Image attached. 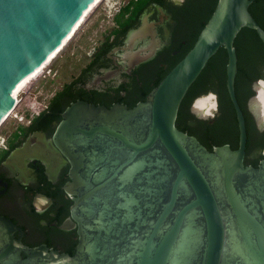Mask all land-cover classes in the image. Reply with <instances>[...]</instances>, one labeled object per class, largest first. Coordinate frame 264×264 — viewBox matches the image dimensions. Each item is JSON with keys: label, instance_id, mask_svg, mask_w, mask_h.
Masks as SVG:
<instances>
[{"label": "water", "instance_id": "1", "mask_svg": "<svg viewBox=\"0 0 264 264\" xmlns=\"http://www.w3.org/2000/svg\"><path fill=\"white\" fill-rule=\"evenodd\" d=\"M97 0H0V128L14 93L63 46ZM255 0H218L193 47L133 108L72 102L54 143L70 163L65 189L78 225L74 256L30 248L0 216V264H264V160L244 165L246 121L236 97L235 40L264 29ZM143 29L127 36L131 43ZM227 52L226 88L239 128L236 150L209 151L176 126L209 61ZM153 54L150 51L140 60Z\"/></svg>", "mask_w": 264, "mask_h": 264}, {"label": "flooded vegetation", "instance_id": "2", "mask_svg": "<svg viewBox=\"0 0 264 264\" xmlns=\"http://www.w3.org/2000/svg\"><path fill=\"white\" fill-rule=\"evenodd\" d=\"M213 1L145 0L137 16L135 11L122 16L131 2L125 1L112 26L98 34L81 60L79 73L67 83L73 84L68 98L107 108L115 104L133 108L145 101L154 88L148 90L160 83L196 42ZM255 1L250 12L264 29V0L254 5ZM141 28L142 35L128 43V34ZM235 41L238 65L247 73L238 76L237 72L235 82L248 135L244 165L257 168L264 160V44L251 29L239 33ZM150 51L149 58L139 59ZM209 85L195 92L184 111L182 120L191 127L200 122L213 126L229 118L220 108L222 83L213 80ZM48 104L0 135V216L21 230L14 236L20 237L23 245L46 246L74 256L80 236L71 217L73 197L65 189L71 166L53 140L61 120L36 122Z\"/></svg>", "mask_w": 264, "mask_h": 264}, {"label": "trees", "instance_id": "3", "mask_svg": "<svg viewBox=\"0 0 264 264\" xmlns=\"http://www.w3.org/2000/svg\"><path fill=\"white\" fill-rule=\"evenodd\" d=\"M218 0H214L212 4L211 11L204 18L203 25L201 30L208 22L214 7L216 6ZM261 0H256L254 5L259 3ZM145 0L134 1L131 0L130 4L125 7V10L122 13L124 16L125 13L134 12L136 16L142 11ZM252 11V9L250 8ZM119 21V20H118ZM248 29H243L240 32V35L244 34ZM194 43L191 45L193 47ZM235 47H237V41H235ZM239 49V48H238ZM186 53L183 54L185 56ZM183 57H181L182 59ZM180 59V60H181ZM228 61L227 52L224 48H221L218 53L209 61L208 65L196 80V82L191 86L187 95L185 96L177 118L176 126L179 130L187 133L190 136H195L201 144H203L209 151H212L213 148L218 146H223L225 144H230L232 149L238 148V139H239V130L236 123V113L232 102L229 98L228 91L226 88V65ZM245 67L241 64L238 65V76L246 75ZM213 80L222 83L224 92L221 95L220 108L224 113L229 117L224 119L221 123L216 125H210L206 122H200L198 127H191L185 121L182 120L185 109L187 108L189 102L197 92L200 87L211 86L209 85ZM159 83H155L149 90L151 91ZM217 84V82H216ZM73 84H67L65 87L57 92L50 100L47 109H45L41 115L38 117L36 122L48 121V119L53 118L58 122L61 120L62 112L73 102L74 99L68 98L69 92H71ZM238 102L243 108V103L236 94ZM145 100V99H144Z\"/></svg>", "mask_w": 264, "mask_h": 264}, {"label": "rangeland", "instance_id": "4", "mask_svg": "<svg viewBox=\"0 0 264 264\" xmlns=\"http://www.w3.org/2000/svg\"><path fill=\"white\" fill-rule=\"evenodd\" d=\"M117 2L116 4L114 3ZM127 0H103L89 14L82 27L64 48V50L47 66L35 80L21 91L24 100L15 113L26 116L46 105L53 94L76 76L82 66L81 60L94 45L98 34L112 26L113 17L121 4ZM18 119L11 115L0 128V135L11 130Z\"/></svg>", "mask_w": 264, "mask_h": 264}, {"label": "bare ground", "instance_id": "5", "mask_svg": "<svg viewBox=\"0 0 264 264\" xmlns=\"http://www.w3.org/2000/svg\"><path fill=\"white\" fill-rule=\"evenodd\" d=\"M102 1L103 0H97L94 3V5L91 6V8L89 9V11L86 13L85 17L82 19L81 23L78 25V27L75 29V31H73V33L70 35V37L65 41V43L63 44V46L53 55V57L51 59H49V61H47L40 69H38L31 77H29L21 86H19L17 88V90L14 93V96H15L14 97L15 98V105H14V109H13L12 113L10 114V116L15 111V108H16V105H17V102H18V95H19V93L21 91H23L27 87V85L30 84L31 81H33L37 77H39V75L43 72V70H45L47 68V66L64 50V48L68 45V43L76 35V33L78 32V30L82 27V25L84 24L85 20L89 16V14L95 9V7H97L99 4H101ZM8 118H7V120H8Z\"/></svg>", "mask_w": 264, "mask_h": 264}, {"label": "built area", "instance_id": "6", "mask_svg": "<svg viewBox=\"0 0 264 264\" xmlns=\"http://www.w3.org/2000/svg\"><path fill=\"white\" fill-rule=\"evenodd\" d=\"M20 93H21V92H20ZM20 93H19V95H18V102H17L16 108H17V106H18L19 104H21L22 101L24 100L23 98L19 97V96H20ZM16 108H15V110H16ZM12 115H14V117H15L16 119H18L19 121L22 120L23 117H24V116H22V115H19L18 113H15V111H14V113H13Z\"/></svg>", "mask_w": 264, "mask_h": 264}]
</instances>
